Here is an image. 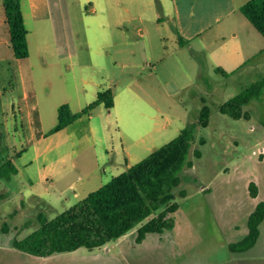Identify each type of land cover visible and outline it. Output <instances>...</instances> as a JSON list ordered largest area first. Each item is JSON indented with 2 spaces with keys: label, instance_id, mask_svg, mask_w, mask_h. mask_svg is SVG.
<instances>
[{
  "label": "rangeland",
  "instance_id": "rangeland-1",
  "mask_svg": "<svg viewBox=\"0 0 264 264\" xmlns=\"http://www.w3.org/2000/svg\"><path fill=\"white\" fill-rule=\"evenodd\" d=\"M61 5L48 19L25 16L26 60L15 59L11 49L0 53V162L10 160L18 170L0 180V264H264V219L252 248L229 249L248 233L251 212L264 202V90L244 106L246 117L220 111L264 77V57L246 74L213 72L204 52L179 43L172 0ZM108 89L113 108L101 104L50 133L61 105L79 112ZM26 91L34 93L37 127L22 99ZM203 106L207 126H196L186 158L192 165L184 164L172 190L179 206L173 229L137 244L146 219L92 251L49 257L13 246L39 227L40 215L53 219L197 124ZM250 183L257 186L255 198Z\"/></svg>",
  "mask_w": 264,
  "mask_h": 264
},
{
  "label": "trees",
  "instance_id": "trees-1",
  "mask_svg": "<svg viewBox=\"0 0 264 264\" xmlns=\"http://www.w3.org/2000/svg\"><path fill=\"white\" fill-rule=\"evenodd\" d=\"M5 23L9 33V47L17 60H26L29 56L27 35L20 0H2ZM243 16L256 31L264 37V0H249L240 8ZM179 43L184 41L179 39ZM218 73H228L216 68ZM264 90V77L252 83L235 97L221 105L220 111L233 119L246 117L243 110L251 100L259 97ZM30 106L34 103V93L28 92ZM106 109L114 106L111 90L98 92L95 101L81 111L73 113L67 104L59 107L55 127L50 133L59 132L77 119L90 114L99 105ZM34 125H39L37 110L31 111ZM209 109L203 106L197 124H190L179 134L165 143L138 163L128 167L121 174L112 177L109 182L89 193L72 207L53 219L47 220L41 215L39 227L22 240H16L13 246L22 252L37 256L49 257L56 253L71 252L79 248L90 251L113 241L139 226L135 243L143 242L148 234H160L174 228L173 214L178 210L174 202L173 188L178 186V172L186 162L194 139L196 126L206 127ZM40 134H37L39 136ZM199 145L205 143L203 138ZM195 158L201 157V151H193ZM18 170L12 161L0 162V180H8ZM258 194L254 183L249 185V195L255 198ZM184 197L185 192L181 191ZM0 194V198H1ZM264 219V202H259L248 219V233L236 243L229 244L232 252H245L252 248L259 237V227Z\"/></svg>",
  "mask_w": 264,
  "mask_h": 264
},
{
  "label": "crops",
  "instance_id": "crops-1",
  "mask_svg": "<svg viewBox=\"0 0 264 264\" xmlns=\"http://www.w3.org/2000/svg\"><path fill=\"white\" fill-rule=\"evenodd\" d=\"M247 1L172 0L178 41H184L183 44L193 52H204L205 63L217 74L222 75L216 68L228 73L227 76L248 73L247 68L255 66L264 57V37L239 10ZM20 3L24 23L26 15L48 19L55 15L54 10L58 9V13L62 11L61 0H20ZM25 4L29 8L28 13L24 12ZM94 10L92 8V12ZM9 49V33L0 0V53H9ZM28 92L23 93L22 99L26 101L31 115L32 108L36 109V101L34 97L30 106ZM130 166L127 165V168Z\"/></svg>",
  "mask_w": 264,
  "mask_h": 264
}]
</instances>
